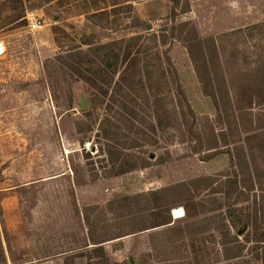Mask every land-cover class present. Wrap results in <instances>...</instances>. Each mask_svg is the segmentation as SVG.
Here are the masks:
<instances>
[{
  "label": "rangeland",
  "instance_id": "1",
  "mask_svg": "<svg viewBox=\"0 0 264 264\" xmlns=\"http://www.w3.org/2000/svg\"><path fill=\"white\" fill-rule=\"evenodd\" d=\"M32 2L42 7L0 0V264H232L223 254L235 240L245 256L234 262L260 264L242 231L216 222L232 210L264 219V0H180L173 20L170 0ZM195 35L208 44L207 77L186 48ZM131 36L120 94L93 90L56 59ZM178 83L195 118L177 107ZM106 144L142 161L106 175ZM100 207L131 233L104 242L103 257L84 221L89 209L96 232Z\"/></svg>",
  "mask_w": 264,
  "mask_h": 264
},
{
  "label": "trees",
  "instance_id": "2",
  "mask_svg": "<svg viewBox=\"0 0 264 264\" xmlns=\"http://www.w3.org/2000/svg\"><path fill=\"white\" fill-rule=\"evenodd\" d=\"M29 0H18V2L21 5V8L23 12H26V10H33L42 7V5L38 2H32L28 3ZM171 1V12H170V17L173 20L174 16L176 15V8L180 3V0H170ZM22 17H25V14L22 15ZM178 27L182 31H186L187 35L191 34L194 30L190 28L187 24V22H180L178 23ZM186 27L188 29L186 30ZM172 32L175 30V27L172 26ZM185 33V34H186ZM156 40V36H153ZM185 38V37H184ZM139 36H131L130 38L126 40H120V41H111L108 43L104 44H98L95 46H88V49L86 51H83L81 49H76L75 51H69L66 54L63 55H58L56 59H58L62 65L64 64L66 67V73L69 75H74L79 79H83L87 83L90 84L93 90L100 92L101 94L105 95L108 91L109 88L114 89V94L117 92L120 94L121 92L124 91V88L122 87V81H115L114 77L116 73L118 72V66L120 62L126 63L128 60V56L130 54V50L126 49V51H122V45L125 43H133L136 44L138 41ZM186 42V48L188 50V53L190 55V58L192 59V62L194 63L195 69L197 72H199V64L197 66V59L196 56L200 59L201 65L204 68L205 71V76H208L207 73V63H208V44L206 43L205 38H200L199 36H194L192 39L188 36L184 39ZM161 43H165L164 39L160 40ZM83 44H87V41H84ZM207 49V50H206ZM195 52V54H194ZM168 59V57H167ZM64 71V69H63ZM175 93H176V99H177V107H187V112L186 114L188 116H192L195 118V115L190 108L186 96L180 86V84H176L175 86ZM212 94V98H216L215 91L210 92ZM209 95V94H208ZM116 100V98H114ZM118 113V112H117ZM184 117L185 114L181 113ZM186 119V118H185ZM185 122V120H184ZM189 133L192 135L195 132L193 131V127L191 126V129L188 130ZM189 138V137H188ZM199 138V137H197ZM109 139V138H106ZM220 138H217L211 146L216 147L217 145V140ZM200 143L198 144L199 150L200 148H203V144L201 142V139L199 140ZM224 144H227V141L224 140ZM107 145V150L105 151L106 155L108 156V161L110 163V168L107 170L106 175H118L121 174L125 171V169L129 168H134L138 165V160L140 159L142 161V158L136 157L133 159H128L127 156H130L129 153L123 154V151L117 150L113 146H110L109 144ZM195 150V149H194ZM101 151V148H100ZM196 151V150H195ZM99 152V151H98ZM83 154V153H82ZM85 157L88 158L89 155L87 152L84 153ZM123 156V157H121ZM133 157V156H132ZM98 162H106L105 159L98 160ZM232 162V160H231ZM90 163V162H89ZM145 163V162H144ZM243 163V162H242ZM142 165V162H141ZM140 165V166H141ZM106 166L103 165L101 168H104ZM247 166V163H246ZM232 167H237L239 171H243L241 169L242 164L240 162H236L235 164H232ZM248 167V166H247ZM246 167V173L248 172V168ZM84 177V176H83ZM232 179L228 178L227 185L228 188L225 191L226 192V197L229 198L233 192L237 191L238 183H237V178H236V171L235 169L233 170L232 174ZM84 179V178H83ZM82 181L84 182V180ZM206 180L205 178H202ZM76 185H79L80 182L75 180ZM244 184V183H243ZM245 187V186H244ZM247 190H252V185L246 186ZM246 190V188H244ZM243 190V191H244ZM239 192V191H238ZM243 193L241 190L239 194ZM89 209L84 210V221H85V227L89 230V235L87 237V241L90 242V244H95V253L96 255H100L101 257L105 256V252L102 248V244L106 241L110 240H115L121 237H124L126 235L131 234L130 232H127L126 230V223L124 220L119 218H108L107 217V212L104 211L103 208L100 207V214L98 215L100 217V224L97 223L98 225V230L96 232H93V226L95 221H92L90 219L89 214L87 213ZM228 212L226 215V220H222L223 222H216L217 225H221V227L226 228L232 227L238 234L239 232L244 236V241L246 243H254L252 245V253L251 256L254 257L255 260L259 261L260 264H264V219L258 222L257 221V213L254 212L252 214H249V212ZM264 217V214L262 215ZM169 219L163 222H158L152 224L149 228L151 227H158V226H163L171 223V218L168 217ZM228 224V225H227ZM189 224H186V229ZM168 227L170 231L175 230L176 228L179 229L180 234L182 235V230L180 227L174 226L173 223L169 225ZM147 229V228H145ZM184 232V231H183ZM236 243L226 247L225 248V253L224 258L225 259H230L233 260L232 264H237V259L241 258V255L243 257L244 254L240 255V248H242V243L235 240ZM240 247L239 251H236L235 248ZM234 249V250H233ZM245 256V255H244ZM245 261V260H244ZM247 261V260H246ZM96 264H110L106 258H102L99 262Z\"/></svg>",
  "mask_w": 264,
  "mask_h": 264
},
{
  "label": "water",
  "instance_id": "3",
  "mask_svg": "<svg viewBox=\"0 0 264 264\" xmlns=\"http://www.w3.org/2000/svg\"><path fill=\"white\" fill-rule=\"evenodd\" d=\"M79 104H80V108L81 110H85L86 108V104H85V100H84V96L81 94L80 95V101H79ZM240 233V232H239Z\"/></svg>",
  "mask_w": 264,
  "mask_h": 264
},
{
  "label": "crops",
  "instance_id": "4",
  "mask_svg": "<svg viewBox=\"0 0 264 264\" xmlns=\"http://www.w3.org/2000/svg\"><path fill=\"white\" fill-rule=\"evenodd\" d=\"M180 209V208H179ZM182 210V209H181ZM181 214V212H174L173 213V218L175 219V218H177V217H180V216H182V215H180ZM182 214H183V211H182Z\"/></svg>",
  "mask_w": 264,
  "mask_h": 264
},
{
  "label": "bare ground",
  "instance_id": "5",
  "mask_svg": "<svg viewBox=\"0 0 264 264\" xmlns=\"http://www.w3.org/2000/svg\"><path fill=\"white\" fill-rule=\"evenodd\" d=\"M0 53H1V49H0ZM174 212H181L180 215H182V210L181 209H175Z\"/></svg>",
  "mask_w": 264,
  "mask_h": 264
},
{
  "label": "built area",
  "instance_id": "6",
  "mask_svg": "<svg viewBox=\"0 0 264 264\" xmlns=\"http://www.w3.org/2000/svg\"><path fill=\"white\" fill-rule=\"evenodd\" d=\"M36 25H37V22H33V23L31 24V27H32V28H35Z\"/></svg>",
  "mask_w": 264,
  "mask_h": 264
}]
</instances>
